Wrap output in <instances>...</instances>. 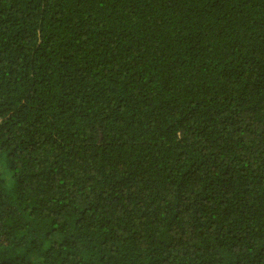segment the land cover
I'll use <instances>...</instances> for the list:
<instances>
[{
  "label": "trees",
  "instance_id": "trees-1",
  "mask_svg": "<svg viewBox=\"0 0 264 264\" xmlns=\"http://www.w3.org/2000/svg\"><path fill=\"white\" fill-rule=\"evenodd\" d=\"M0 264H264V0H0Z\"/></svg>",
  "mask_w": 264,
  "mask_h": 264
}]
</instances>
